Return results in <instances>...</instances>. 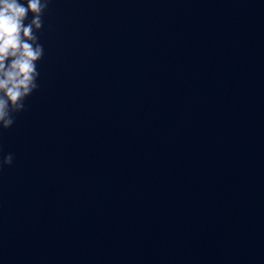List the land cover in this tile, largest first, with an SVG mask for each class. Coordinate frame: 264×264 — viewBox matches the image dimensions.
Wrapping results in <instances>:
<instances>
[{
  "label": "water",
  "instance_id": "water-1",
  "mask_svg": "<svg viewBox=\"0 0 264 264\" xmlns=\"http://www.w3.org/2000/svg\"><path fill=\"white\" fill-rule=\"evenodd\" d=\"M42 19L39 88L0 130V264H264V0Z\"/></svg>",
  "mask_w": 264,
  "mask_h": 264
},
{
  "label": "clouds",
  "instance_id": "clouds-1",
  "mask_svg": "<svg viewBox=\"0 0 264 264\" xmlns=\"http://www.w3.org/2000/svg\"><path fill=\"white\" fill-rule=\"evenodd\" d=\"M50 0H0V130L15 123L26 110L25 100L39 88L37 68L44 55L36 35ZM29 14L32 18L25 23ZM14 155L0 159V169L12 165Z\"/></svg>",
  "mask_w": 264,
  "mask_h": 264
}]
</instances>
